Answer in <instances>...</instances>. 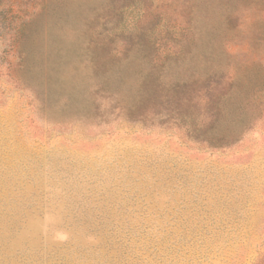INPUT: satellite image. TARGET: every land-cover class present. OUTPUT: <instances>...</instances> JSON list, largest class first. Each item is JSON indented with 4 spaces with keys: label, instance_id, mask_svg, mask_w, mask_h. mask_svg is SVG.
Listing matches in <instances>:
<instances>
[{
    "label": "rangeland",
    "instance_id": "rangeland-1",
    "mask_svg": "<svg viewBox=\"0 0 264 264\" xmlns=\"http://www.w3.org/2000/svg\"><path fill=\"white\" fill-rule=\"evenodd\" d=\"M0 264H264V0H0Z\"/></svg>",
    "mask_w": 264,
    "mask_h": 264
}]
</instances>
